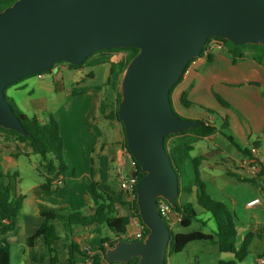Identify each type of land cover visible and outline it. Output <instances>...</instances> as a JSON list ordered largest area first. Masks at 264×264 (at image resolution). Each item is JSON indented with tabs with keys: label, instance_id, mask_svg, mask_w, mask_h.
I'll list each match as a JSON object with an SVG mask.
<instances>
[{
	"label": "water",
	"instance_id": "95a60500",
	"mask_svg": "<svg viewBox=\"0 0 264 264\" xmlns=\"http://www.w3.org/2000/svg\"><path fill=\"white\" fill-rule=\"evenodd\" d=\"M213 37L264 46V0H17L0 12V127L23 136L9 86L102 50H139L121 77L118 116L140 166L136 204L149 233L119 240L101 264H167L171 231L158 200L175 208L179 179L164 139L200 125L176 114L170 91Z\"/></svg>",
	"mask_w": 264,
	"mask_h": 264
},
{
	"label": "crops",
	"instance_id": "0c3cea01",
	"mask_svg": "<svg viewBox=\"0 0 264 264\" xmlns=\"http://www.w3.org/2000/svg\"><path fill=\"white\" fill-rule=\"evenodd\" d=\"M210 54L211 61L204 55L190 64L174 93L178 102L181 94L186 92L192 103L213 110L227 119L236 139L234 144L227 135L217 132L198 141L192 152L194 157L204 158L200 173L206 192L214 200L224 202L234 217L238 250L245 237L252 233L245 259L237 261L235 254L223 253V260L219 264L230 261H236L235 264H264V259L260 258L264 238L256 234L257 229L264 224V183L262 187H257L245 182V179L253 176L240 166L244 158L242 150H250L252 146L258 148L259 160L264 165V66L250 58L234 64L221 46H213ZM116 57L112 55V62L122 61ZM61 69L68 68L62 66ZM77 72H73V77H76ZM91 75L93 72L87 73L86 77L90 78ZM108 75L103 85L75 78L77 87L66 89L63 81L52 71L23 78L19 84L5 91L16 108L26 115L36 116L41 122H46L50 114L56 118L64 143L63 161L67 167L65 175L54 180L50 189L43 187L45 178L39 166L35 167L40 179L23 184L18 160L22 156L30 158L33 153L0 132V169L4 173L18 175L17 192L23 196L17 228L6 238L9 247L12 244L20 246L16 264H50L43 242L29 247L27 238L36 234L42 226V214L46 212L77 209L84 216L93 215L99 205L93 184L98 186L100 193L111 198L115 217H129L127 238L130 241L137 240L135 235L139 231V224L132 217L134 198L121 189L118 179L119 168L127 174L132 173V168L124 147L126 136L122 125L117 119L111 118V113L115 111L116 92L107 85ZM27 89L29 98L38 89L50 94L52 99L44 95L43 106L27 105L24 100L21 103L16 98V92ZM216 94L226 100L231 108L223 107ZM176 110L183 118L218 125L212 115L201 109L186 108L180 104ZM230 145L235 148H230ZM16 146L23 151V155L18 158L13 156ZM255 200H259V203L249 205ZM198 208L196 205L195 210L200 213L202 209ZM55 227L59 232V238L54 243L59 264H93V257L101 254L102 246H107L102 241L107 238L109 243L117 239L104 224L78 226L71 235L66 232L64 224L56 222ZM85 248L91 252H85Z\"/></svg>",
	"mask_w": 264,
	"mask_h": 264
},
{
	"label": "trees",
	"instance_id": "16d2710c",
	"mask_svg": "<svg viewBox=\"0 0 264 264\" xmlns=\"http://www.w3.org/2000/svg\"><path fill=\"white\" fill-rule=\"evenodd\" d=\"M16 1L17 0H0V12L13 5ZM212 41H215L216 46L222 47L224 53L231 59L234 64L243 59L250 58L264 66V46L252 44L236 45L226 39L217 37L209 38L207 40L200 57L206 55L209 61L212 60V55L210 54V43ZM116 51H125L128 54L121 62L114 63L112 62L111 58ZM138 53L139 50L136 48L102 50L89 56L79 66L69 65L63 62L59 63L63 65L65 64L69 68L75 70L83 68L86 65L87 61L89 62L91 67L102 64L109 65L107 85L116 92L115 111L114 113H111V118H115L120 122L124 133V125L118 116V107L121 101V93L119 87L121 77L127 65ZM193 61L188 64L181 79L170 91L172 104L173 93L177 86L183 81L185 73ZM50 72H52V70L46 73H37L34 75H42ZM18 82H15L14 84ZM215 96L223 107L231 108V105L221 96L217 94ZM6 99L13 107L15 114L23 124L27 135L23 136L16 131L8 130L2 127H0V132L6 134L11 139H14L16 143L22 144L24 145V147L29 148L33 154L39 155L41 157L39 167L41 168V170H43L45 178L43 187L45 189L52 188L54 180L59 179L60 176H64L67 168L63 161L64 143L58 121L52 114H50L46 122H41L36 116H28L18 108H16V106L10 99L7 98V96ZM179 103L186 108L201 109L212 116L216 114L220 119V123L216 126L209 121H199L200 125L188 131L177 135H168L167 137H165L164 145L170 157L171 164L179 179V194L176 198V207L173 209V211L182 216V221L179 224L182 227H190L194 222H201L205 225V222L200 219V215L195 210L196 204L205 213H209L211 215V218L216 225V232L214 234H208L203 231H193L189 233L174 234L170 230L171 240L165 252L166 263L168 255L183 252L189 246V244L198 241L210 242L216 245L221 253L235 254L237 261H242L248 255V245L252 238V233H249L245 237L241 248L238 250L236 246L238 231L234 217L228 209V206L224 202L214 200L206 192L205 183L201 178L200 173L201 164L204 158L191 156V153L195 149V144L198 141L217 132H222L227 135V137L234 144H236V139L234 138L230 130L227 119L223 118L213 110H209L201 105L192 103L188 100V93L184 92L181 94ZM176 114L178 115V113ZM124 147L130 153L126 137L124 140ZM15 151L16 152L13 153V156L15 158L23 155L22 149H20L18 146L15 147ZM242 152L244 155L243 157H252L250 150L244 149L242 150ZM258 161L261 166V171L257 176H253L250 179H245V182L257 187H262V184L264 183V179L262 178V176H264V165L260 160ZM137 171L139 179L142 177V175L140 173V166L138 163ZM93 187L99 200V205L97 206L93 215L89 217L84 216L77 209H61L57 211L46 212L42 214V216L44 217L42 226L39 228L36 234L27 238L26 243L29 247H35L40 242H43L46 255L50 257V264H59L58 252L54 248V243L59 238V232L55 227L56 222L64 224L66 227V232L69 235L73 234L75 228L78 226L86 227L93 224H104L109 228V230L112 231V233L116 235L117 239L114 241L107 243L109 241L107 238L102 241V244H107V246H102L101 254L93 257V264H101L105 258L106 251L109 248L113 247L119 240L130 241L126 237L127 227L130 223L129 217H115L113 215V203L111 201V198L104 193H100L99 188L96 184H93ZM17 191L18 175L4 173L0 169V264H12L10 247L6 238L9 234H12L16 230L18 217L23 207V196L18 195ZM136 202L137 194L135 190L133 210L135 211L136 217L138 218L139 223L143 228L145 238L148 235L149 230L140 219ZM167 226L169 227L168 223ZM256 234L260 238H264V224L257 229ZM260 258L264 259V249L260 255ZM137 262L138 258H133L131 263L129 264H135ZM235 263L236 261L221 262V264Z\"/></svg>",
	"mask_w": 264,
	"mask_h": 264
},
{
	"label": "rangeland",
	"instance_id": "374dc122",
	"mask_svg": "<svg viewBox=\"0 0 264 264\" xmlns=\"http://www.w3.org/2000/svg\"><path fill=\"white\" fill-rule=\"evenodd\" d=\"M128 53L125 51H116L114 52V55L117 56L116 59H125L126 55ZM62 66H66L68 69L62 70ZM83 71L77 72L78 70L71 69L67 65L63 64H57L52 71H54V74L56 77L61 81H63L64 86L66 89H70L73 87H77L78 84H75L74 79L77 80H83L86 83L90 84H101L103 85L107 80V75L109 72V66L107 64L98 65L95 67H91L89 62H86V65L81 68ZM73 72H77L75 74L76 77H73ZM89 72H93L92 77H86V74ZM48 74V73H47ZM19 84V83H16ZM13 86V85H12ZM15 86V85H14ZM11 88V87H9ZM176 90V89H175ZM175 92V91H174ZM44 95L47 96L49 100L52 99V96L48 94L47 92H44L43 90H35V93L29 98L28 95V89L24 91H17L16 92V98L18 100H24L27 105L33 104L34 106H43L44 105ZM8 98V97H7ZM9 99V98H8ZM30 99V102H29ZM173 104L174 109L180 107V104L178 102L177 96L174 93L173 96ZM31 105V106H33ZM53 109V108H52ZM198 109V108H197ZM176 113L178 111L176 110ZM179 115V114H178ZM180 116V115H179ZM182 117V116H181ZM214 120L217 124L220 123V119L216 114L213 115ZM187 119V118H184ZM238 144L242 147V143L239 139H237ZM235 148L232 145H230V148ZM243 148V147H242ZM192 157L195 156V154H191ZM19 169H20V175L22 177L23 184L29 181L40 179V175L37 172L36 167L39 166L41 162V157L39 155H31L30 158H26L22 156L19 160ZM36 166V167H35ZM194 202V200H193ZM196 206V204H195ZM198 208V206H197ZM199 209V208H198ZM198 213V212H197ZM200 219L205 222V225L201 222H194L190 227H182L181 225L177 224L175 226H170V230L174 233H189L193 231H203L208 234H214L216 232V225L211 218V215L209 213H205L202 210L200 213ZM11 249V259L12 263L16 264L18 255L20 253V246L18 244H12L10 245ZM224 254L221 253L218 249V247L210 242L207 241H198L193 242L189 244V246L180 253H175L172 255L167 256V263L168 264H219V261L223 260L222 256Z\"/></svg>",
	"mask_w": 264,
	"mask_h": 264
},
{
	"label": "built area",
	"instance_id": "2783aa9c",
	"mask_svg": "<svg viewBox=\"0 0 264 264\" xmlns=\"http://www.w3.org/2000/svg\"><path fill=\"white\" fill-rule=\"evenodd\" d=\"M213 46H216L215 41H212L210 43V48H212ZM250 153H251L252 157L251 158L244 157L243 159H241L240 166L243 169H246L252 176H257L259 174V172L261 171V166H260V163L258 161L259 160V150L256 146H252L250 148ZM126 154L129 158V162H130V165L132 168V172L137 171V162L135 161L133 156L128 151ZM118 179L120 182L121 189L124 192H126L129 196L135 198V190H136V184L138 181V177H133L131 174H127V172L125 170L119 168ZM58 183L61 184L62 182L58 181ZM257 203H259V200H255V201L249 203V205H254ZM158 209H159V212H160L162 218H164L166 223H168L170 226H175L177 224H180V222L182 221V216L175 213L173 211L174 208L164 199L158 200ZM132 217H133V219L137 220V222L139 224V231L137 232L135 237L137 240H143L144 239L143 228L140 225L139 220L136 217V213L133 210V208H132ZM126 237H127V235H126ZM85 252L90 253L91 251L89 248H85ZM263 262H264V260H262V263Z\"/></svg>",
	"mask_w": 264,
	"mask_h": 264
}]
</instances>
